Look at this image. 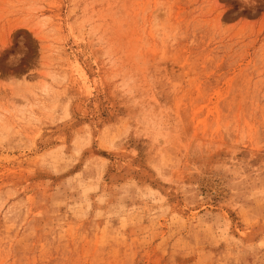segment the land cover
I'll use <instances>...</instances> for the list:
<instances>
[{
    "label": "rangeland",
    "instance_id": "obj_1",
    "mask_svg": "<svg viewBox=\"0 0 264 264\" xmlns=\"http://www.w3.org/2000/svg\"><path fill=\"white\" fill-rule=\"evenodd\" d=\"M0 264H264V0H0Z\"/></svg>",
    "mask_w": 264,
    "mask_h": 264
}]
</instances>
